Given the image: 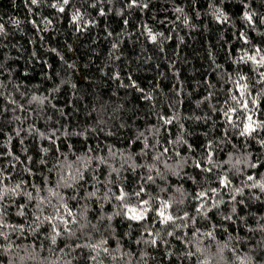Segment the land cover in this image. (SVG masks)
<instances>
[{"label":"trees","instance_id":"16d2710c","mask_svg":"<svg viewBox=\"0 0 264 264\" xmlns=\"http://www.w3.org/2000/svg\"><path fill=\"white\" fill-rule=\"evenodd\" d=\"M0 26V264H264V0H0Z\"/></svg>","mask_w":264,"mask_h":264},{"label":"snow or ice","instance_id":"6c2138e0","mask_svg":"<svg viewBox=\"0 0 264 264\" xmlns=\"http://www.w3.org/2000/svg\"><path fill=\"white\" fill-rule=\"evenodd\" d=\"M135 2H136V0H132L133 4H135ZM32 3L36 4L37 0H32ZM63 3L66 5V4L69 3V0H63ZM145 7H146V5H145ZM59 10L61 12H63L64 8L61 7ZM177 11H180V9H177ZM77 18L78 17H74V19H77ZM245 19H247L249 22H251L252 16L249 15L248 13H245ZM0 27H2V26H0ZM152 39L155 40V37L153 36ZM260 51H261L260 49H257V54H259ZM248 59L253 61L254 63H258L261 66H264V55L260 56L259 61H257L255 55L254 56H249ZM261 76H264V73H261ZM241 79H244V77H241ZM246 89H247V85H243V86L240 87L239 91H240L241 97L244 96ZM33 99H36V97H33ZM233 99L236 100L238 104L241 103V100H238L236 97H233ZM253 103H255V101H253ZM242 107L245 108V109L248 108V102L246 100L243 101ZM233 111H234V109H233ZM247 120H248V123L245 125L244 130L241 132V135L251 134L252 132L256 131V128L253 126L255 124V121L252 120V116L251 115L247 116ZM229 121H231V117H229ZM170 122L171 121H166V123H170ZM248 179L252 180V179H254V177L249 176ZM260 186L262 188H264V184H262ZM127 195H128L127 193H122L120 196L117 197V199L123 201V200H125ZM136 195L139 196L140 193L137 192ZM204 195H205L204 193H201L202 197ZM147 203H148L147 201H144V204H147ZM147 211H148V209L145 208L142 211H139V213H138V209L137 208H128V212L132 213V215L129 216V219L137 220V221L142 220L144 218V213L147 212ZM69 215H71V212H69ZM158 215H160L163 218V222L164 223H168L169 221L173 220L172 216H166L163 211H160L158 213ZM57 234H59V233H57ZM169 234L171 235V233H169ZM209 235H211V234H209ZM53 242H55V237H53ZM153 243H155V241H153Z\"/></svg>","mask_w":264,"mask_h":264}]
</instances>
